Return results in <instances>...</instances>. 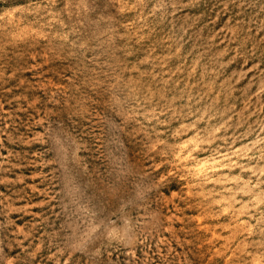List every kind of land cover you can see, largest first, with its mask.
Wrapping results in <instances>:
<instances>
[{
    "label": "rangeland",
    "instance_id": "1",
    "mask_svg": "<svg viewBox=\"0 0 264 264\" xmlns=\"http://www.w3.org/2000/svg\"><path fill=\"white\" fill-rule=\"evenodd\" d=\"M0 264H264V0H0Z\"/></svg>",
    "mask_w": 264,
    "mask_h": 264
}]
</instances>
